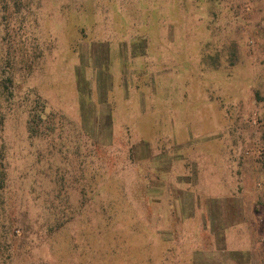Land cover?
I'll list each match as a JSON object with an SVG mask.
<instances>
[{
  "label": "rangeland",
  "instance_id": "obj_1",
  "mask_svg": "<svg viewBox=\"0 0 264 264\" xmlns=\"http://www.w3.org/2000/svg\"><path fill=\"white\" fill-rule=\"evenodd\" d=\"M16 1L0 264H264V0Z\"/></svg>",
  "mask_w": 264,
  "mask_h": 264
},
{
  "label": "trees",
  "instance_id": "obj_2",
  "mask_svg": "<svg viewBox=\"0 0 264 264\" xmlns=\"http://www.w3.org/2000/svg\"><path fill=\"white\" fill-rule=\"evenodd\" d=\"M14 3H18V2L16 0H14ZM53 114H56V113L53 112V113H50L49 115H47L49 118V121L51 120L50 118H52ZM28 116H29V119L26 120V123L28 124L27 132H29L32 136H33V134L39 135V133L44 129V127L42 129V126L39 124V121H40L39 114H37L36 111H34V112H29ZM53 117H55V116H53ZM49 121H45V125H46V123H49ZM46 126H47L46 127L47 130H48V128L54 129V124H53V127L49 126V125H46ZM44 133H47V132H44Z\"/></svg>",
  "mask_w": 264,
  "mask_h": 264
}]
</instances>
